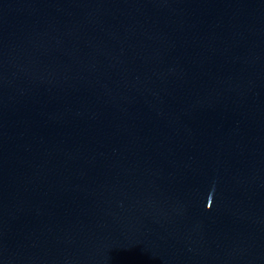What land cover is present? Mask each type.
I'll list each match as a JSON object with an SVG mask.
<instances>
[{"label":"water","instance_id":"95a60500","mask_svg":"<svg viewBox=\"0 0 264 264\" xmlns=\"http://www.w3.org/2000/svg\"><path fill=\"white\" fill-rule=\"evenodd\" d=\"M0 264H264V0H0Z\"/></svg>","mask_w":264,"mask_h":264}]
</instances>
